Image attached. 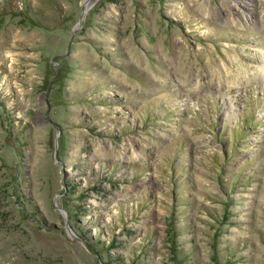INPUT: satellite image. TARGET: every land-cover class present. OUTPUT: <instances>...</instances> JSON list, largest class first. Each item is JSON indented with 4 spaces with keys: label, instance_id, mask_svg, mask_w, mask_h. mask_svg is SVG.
<instances>
[{
    "label": "rangeland",
    "instance_id": "1",
    "mask_svg": "<svg viewBox=\"0 0 264 264\" xmlns=\"http://www.w3.org/2000/svg\"><path fill=\"white\" fill-rule=\"evenodd\" d=\"M85 6L0 0V264H264V0Z\"/></svg>",
    "mask_w": 264,
    "mask_h": 264
},
{
    "label": "water",
    "instance_id": "2",
    "mask_svg": "<svg viewBox=\"0 0 264 264\" xmlns=\"http://www.w3.org/2000/svg\"><path fill=\"white\" fill-rule=\"evenodd\" d=\"M85 1H86V2H85ZM88 1H89V0H83V5L85 6L86 3H87ZM87 10H88V6H85V7L81 10V16H80L79 23H80V21L83 19L84 14L86 13Z\"/></svg>",
    "mask_w": 264,
    "mask_h": 264
}]
</instances>
